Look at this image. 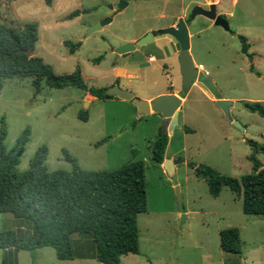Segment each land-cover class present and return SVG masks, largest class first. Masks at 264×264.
Masks as SVG:
<instances>
[{
  "label": "rangeland",
  "instance_id": "1",
  "mask_svg": "<svg viewBox=\"0 0 264 264\" xmlns=\"http://www.w3.org/2000/svg\"><path fill=\"white\" fill-rule=\"evenodd\" d=\"M120 2L51 0L46 5L44 0H0V22L16 31L35 24L33 54L55 73H71L78 67L88 87L117 84L136 98L148 100L160 93L177 92L178 73L173 75L176 84L172 88L156 68L152 72L158 83L130 81L131 74H117V70L125 68L131 54L116 58L110 48L140 38L160 14L167 16L166 22H173L178 16L185 17L193 5L205 7L214 2L216 13L224 14L230 30L209 19L195 18L189 30L194 33L189 53L212 81L219 98L239 101L242 106H231L227 118L216 99L191 87L179 93H188L187 99L179 109L178 124L167 132L161 114L140 116L132 100L86 99L90 90L49 88L43 82L40 92L35 93L30 77L6 78L0 88L5 150L9 151L28 128L17 171L29 167L41 146L48 150L46 171L72 169L64 150L85 170H112L130 160L143 162L146 210L137 215L138 252L119 255L118 264H264V217L243 213L241 196L225 185L217 196H211L207 181L188 165L206 164L239 179L252 167L249 156L253 149L247 141L264 146V117L244 106L247 102L264 105V0H130L119 8ZM109 5L119 12L114 13ZM106 17L111 18L108 24L87 34L88 26ZM239 35L249 43L251 59L241 51ZM64 41L79 46L71 53ZM81 112H86V120L79 117ZM159 131L168 136L166 159L179 160L172 174L151 158V143ZM254 154L264 166V153L258 150ZM227 227L239 230L238 255L220 249L219 231ZM2 230H13L17 238L26 241L30 224L4 212L0 213ZM83 237L88 238L81 234L71 237L73 259H58L51 247L10 253L15 256L14 264H103L82 243ZM0 264H13L4 251H0Z\"/></svg>",
  "mask_w": 264,
  "mask_h": 264
},
{
  "label": "trees",
  "instance_id": "2",
  "mask_svg": "<svg viewBox=\"0 0 264 264\" xmlns=\"http://www.w3.org/2000/svg\"><path fill=\"white\" fill-rule=\"evenodd\" d=\"M46 5L51 0H44ZM241 51L250 59L249 43L238 36ZM37 41V27L27 24L20 31L0 22V88L2 79L30 77L35 93L40 92L42 82L49 88L67 86L90 90L98 98L115 96L105 93L103 87H88L78 67L71 73L57 74L40 57L28 55L33 52ZM74 52L79 43L64 41ZM251 70L253 66H250ZM258 74V72H256ZM259 75V74H258ZM244 106L264 117V105L247 102ZM79 117L87 119L86 112ZM189 131V129H187ZM6 131L3 120L0 126V213H11L14 217L27 220L30 231L26 241L17 238L13 230L0 231V251L15 256L10 251L34 250L51 247L58 259H73L75 252L71 237L74 234L87 235L82 238L96 260L103 264H118L119 255L138 252L137 215L146 210V184L144 166L141 160H130L112 170H85L79 167L74 157L66 150L64 158L72 169L46 171V146L37 149L29 161V167L17 171L16 166L28 141L29 129L18 137L15 145L5 150ZM168 136L159 131L151 143V158L161 164ZM253 153L251 171L239 179L224 175L206 164L188 162L197 176L207 181L208 192L217 196L223 185L241 196L242 211L264 217V166L255 154L264 153V146L248 140ZM220 249L225 253L240 254L241 244L237 227L219 231Z\"/></svg>",
  "mask_w": 264,
  "mask_h": 264
},
{
  "label": "water",
  "instance_id": "3",
  "mask_svg": "<svg viewBox=\"0 0 264 264\" xmlns=\"http://www.w3.org/2000/svg\"><path fill=\"white\" fill-rule=\"evenodd\" d=\"M123 6H126L125 0H121V2L118 4L119 8H123ZM196 15H202L207 19L212 20L215 25L222 27L226 31L230 30L225 18L220 14H216L215 3L208 4L207 8H203L199 5H194L191 9V18H194ZM110 21L111 18L106 17L103 20L88 26L87 34L89 35L94 31L100 30ZM159 32L171 33L179 43L178 48L180 50V53L178 56V64L179 73L181 76L180 90L186 92L190 89L192 84L196 82L203 90H205L214 99H216V103L221 108L224 115L227 118H230L229 108L231 106L241 107L242 103L239 101L219 98V94L212 81L205 75L202 70H198V68L195 67L194 61L189 53V33L184 21L180 20L179 31H176L172 28H167L161 29L159 30ZM153 39V35L150 32H147L145 35L141 36L133 42H127L116 48L111 47L110 52H113L114 56L117 58L122 54L135 50L137 47L152 42ZM26 52L29 56L33 53L30 49H28ZM136 68L137 67L135 64H130L127 66L126 70L125 68L118 69L117 73H119L120 71H124V73L126 72L133 74L135 73ZM105 93L118 97L122 100H132L134 106L136 107L137 113L140 116L149 114L150 112L161 114L165 122H167V132H171V130L178 124V106L181 103V98L174 93H162L151 98L150 100H141L136 98L133 92L121 89L117 84H113L112 86L106 88ZM93 97L94 95L92 93H87L86 95V99H90ZM233 124L239 126V124L235 121L233 122ZM177 162H179V160L164 159L162 162V167L168 174H172L174 171L173 166ZM176 193L178 196V200H180L178 187H176Z\"/></svg>",
  "mask_w": 264,
  "mask_h": 264
},
{
  "label": "flooded vegetation",
  "instance_id": "4",
  "mask_svg": "<svg viewBox=\"0 0 264 264\" xmlns=\"http://www.w3.org/2000/svg\"><path fill=\"white\" fill-rule=\"evenodd\" d=\"M125 2L127 6L130 3V0H125ZM192 7L189 9V12L185 15V17L178 16L173 22H166L165 19L167 18V16L164 14L158 15L156 19L151 23L149 29H147L143 34L145 35L147 32H150L154 37L153 41L148 44L137 47L131 52L125 53V57L131 54L130 60L125 65V70L130 64H135L137 67L135 73L131 74L132 78L130 79V81L139 82L141 80L143 81V83L152 85L156 84L158 83V80L153 77L152 72V70L156 68L162 77H167V86L171 88L174 87L176 84V81L173 79V75L177 72L179 76V87L181 88V76L179 73L178 64V56L180 53V50L178 48L179 43L176 41V39L171 33H160L159 30L172 28L176 31H179V22L180 20H183L189 33L190 26L195 18H206L202 15H196L194 18H191ZM201 7L207 8L208 5H205V7ZM109 8L114 13L119 12L118 9L113 10V5H109ZM147 45L150 46L144 48ZM195 67L197 66L195 65ZM180 92L182 91L179 89L177 93L179 94Z\"/></svg>",
  "mask_w": 264,
  "mask_h": 264
},
{
  "label": "crops",
  "instance_id": "5",
  "mask_svg": "<svg viewBox=\"0 0 264 264\" xmlns=\"http://www.w3.org/2000/svg\"><path fill=\"white\" fill-rule=\"evenodd\" d=\"M220 2H221V0H220ZM236 2V0H232V3H235ZM212 3H214V2H212ZM219 3V2H218ZM220 15H223L224 16V14L223 13H220ZM207 19V18H206ZM212 21V20H211ZM213 22V21H212ZM149 27L150 26H148V27H146V30L147 29H149ZM145 30V31H146ZM194 35V33H192V32H189V39L192 37ZM118 74V73H117ZM191 87H196V88H198L207 98H209V99H211V100H214V98L210 95V94H208L206 91H204V90H202V89H200L198 86H196L195 84H192V86ZM190 87V88H191ZM173 93H175L177 96H179L180 98H181V103H180V105L178 106V111H179V109H180V107H181V105H183L184 103H185V101H186V99H187V95H188V93H186V94H184V95H180V94H178L177 92H173ZM161 94V93H160ZM148 100H150V98H148ZM167 157L164 155V159H166ZM169 158H171V157H169Z\"/></svg>",
  "mask_w": 264,
  "mask_h": 264
}]
</instances>
